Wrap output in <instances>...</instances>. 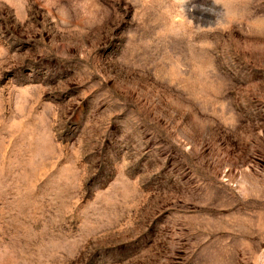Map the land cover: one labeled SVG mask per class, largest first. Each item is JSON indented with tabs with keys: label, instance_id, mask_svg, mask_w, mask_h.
<instances>
[{
	"label": "rangeland",
	"instance_id": "obj_1",
	"mask_svg": "<svg viewBox=\"0 0 264 264\" xmlns=\"http://www.w3.org/2000/svg\"><path fill=\"white\" fill-rule=\"evenodd\" d=\"M0 264H264V0H0Z\"/></svg>",
	"mask_w": 264,
	"mask_h": 264
}]
</instances>
